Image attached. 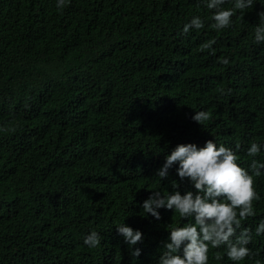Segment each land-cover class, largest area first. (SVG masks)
Masks as SVG:
<instances>
[{
	"label": "trees",
	"instance_id": "trees-1",
	"mask_svg": "<svg viewBox=\"0 0 264 264\" xmlns=\"http://www.w3.org/2000/svg\"><path fill=\"white\" fill-rule=\"evenodd\" d=\"M262 4L245 14L225 65L205 0H70L62 9L57 0H0V264H157L169 228L188 221L174 209L142 215L144 200L196 191L178 165L157 177L178 144L239 143L243 167L264 163ZM197 16L204 27L183 33ZM201 110L204 125L192 119ZM252 142L261 145L255 157ZM254 207L243 222L253 233L264 198ZM121 223L143 232L139 257ZM93 230L95 249L84 243ZM249 247L258 254L238 264H264V235Z\"/></svg>",
	"mask_w": 264,
	"mask_h": 264
},
{
	"label": "clouds",
	"instance_id": "clouds-1",
	"mask_svg": "<svg viewBox=\"0 0 264 264\" xmlns=\"http://www.w3.org/2000/svg\"><path fill=\"white\" fill-rule=\"evenodd\" d=\"M225 2L205 0L208 9L216 10L211 17L214 23L210 26L223 31L213 49L214 55L220 52V62L227 65L228 59L234 58L240 48L234 47L233 43L246 24L245 14L257 0H235L232 8L223 9L221 6ZM68 3L70 0H57V8L62 9ZM258 16L260 23L255 27V41L264 44V10ZM203 27L204 21L198 16L193 17L184 25L183 33ZM214 43L215 40H211L202 44L201 50L212 49ZM192 119L204 125L210 114L204 110L196 111ZM231 146L224 141L216 144L212 139L203 147L181 143L166 156L157 177L166 178L169 170L178 165L176 171L180 180H189L196 191L181 194L179 190L172 193L157 190L144 200L142 215L150 214L160 219L159 209H174L181 219L188 221L184 226L169 228L170 236L164 243L157 264H225L224 259L238 264L258 254L249 245L253 235H264V220L256 226L254 233L251 227H244L243 222L256 215L254 202L264 198V190L261 195L256 190V178L264 174V163L253 159L248 168L243 167L237 154L240 144L237 143L236 151ZM260 151L261 145L252 142L247 154L255 157ZM172 187L179 189L180 185L173 181ZM117 231L124 237L131 255L139 257L141 249L135 246L143 241V232L125 223L118 224ZM84 243L89 248H98L101 236L93 230L85 237ZM221 248L226 249L227 257L222 254Z\"/></svg>",
	"mask_w": 264,
	"mask_h": 264
}]
</instances>
